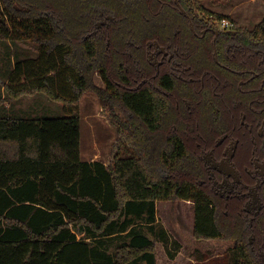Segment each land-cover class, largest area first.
Segmentation results:
<instances>
[{"label": "trees", "instance_id": "obj_1", "mask_svg": "<svg viewBox=\"0 0 264 264\" xmlns=\"http://www.w3.org/2000/svg\"><path fill=\"white\" fill-rule=\"evenodd\" d=\"M203 1L0 0V264H157V243L172 239L157 204L177 200L193 203L195 238L234 242L232 264H261L247 226L200 187L194 148L206 105L190 83L162 78L156 91L143 82L149 42L179 48L197 68L214 63L198 36L228 17ZM233 23L216 41L219 53L230 42L238 57L264 58V20L252 29ZM18 44L35 56L5 55ZM96 71L129 123L109 165L81 152L77 107L86 92H103ZM162 91L178 94L179 109ZM39 94L66 115L7 111Z\"/></svg>", "mask_w": 264, "mask_h": 264}, {"label": "flooded vegetation", "instance_id": "obj_2", "mask_svg": "<svg viewBox=\"0 0 264 264\" xmlns=\"http://www.w3.org/2000/svg\"><path fill=\"white\" fill-rule=\"evenodd\" d=\"M224 30L218 26L203 28L198 34L203 38L200 46L205 59H209L206 52L210 46L212 49L214 63L209 59L213 63L209 68L187 64L184 57H179V48L171 44L149 42L143 82L156 91H161L157 82L162 78L190 83L192 98L206 105L204 127L198 131L194 148L201 161L200 187L213 206L233 212L247 226L249 233L243 234L247 235L248 246L264 264V58L251 63L238 57L237 46L230 42L224 43L219 53L217 39L230 35V30ZM162 93L179 109L178 94Z\"/></svg>", "mask_w": 264, "mask_h": 264}, {"label": "rangeland", "instance_id": "obj_3", "mask_svg": "<svg viewBox=\"0 0 264 264\" xmlns=\"http://www.w3.org/2000/svg\"><path fill=\"white\" fill-rule=\"evenodd\" d=\"M203 5L214 13L228 17L226 19L232 23L236 21L248 29L254 28L264 20V0H204ZM204 17L209 18L205 15ZM216 25L221 27L219 21H216ZM6 54L13 58L35 56L31 47L25 44L6 47ZM93 80L103 92H86L77 107L81 117L82 158L109 165L113 159L115 145H118L123 134L128 132L129 123L124 112L104 92L106 86L99 71L94 73ZM62 105L39 94L22 99L13 108H7V111L14 110L11 112L33 116H61L66 115ZM157 211L160 224L172 238L167 248L163 242L157 243V264H232L230 255L234 242L203 241L195 238L191 201L159 202ZM121 242L119 238L114 240L116 246ZM116 246L112 245L111 251ZM168 250L174 252L176 256L171 257Z\"/></svg>", "mask_w": 264, "mask_h": 264}, {"label": "built area", "instance_id": "obj_4", "mask_svg": "<svg viewBox=\"0 0 264 264\" xmlns=\"http://www.w3.org/2000/svg\"><path fill=\"white\" fill-rule=\"evenodd\" d=\"M219 22H220L221 28L225 30H230L234 26V24L228 19H223V20H220Z\"/></svg>", "mask_w": 264, "mask_h": 264}]
</instances>
